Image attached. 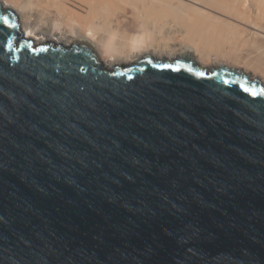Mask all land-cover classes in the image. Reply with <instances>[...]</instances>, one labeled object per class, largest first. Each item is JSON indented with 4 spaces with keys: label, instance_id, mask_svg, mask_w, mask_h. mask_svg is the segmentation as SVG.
<instances>
[{
    "label": "water",
    "instance_id": "95a60500",
    "mask_svg": "<svg viewBox=\"0 0 264 264\" xmlns=\"http://www.w3.org/2000/svg\"><path fill=\"white\" fill-rule=\"evenodd\" d=\"M262 93L36 46L0 2V264H264Z\"/></svg>",
    "mask_w": 264,
    "mask_h": 264
},
{
    "label": "bare ground",
    "instance_id": "6f19581e",
    "mask_svg": "<svg viewBox=\"0 0 264 264\" xmlns=\"http://www.w3.org/2000/svg\"><path fill=\"white\" fill-rule=\"evenodd\" d=\"M122 1L0 0L37 45H87L112 70L189 55L204 69L244 70L264 85V0H135L134 12Z\"/></svg>",
    "mask_w": 264,
    "mask_h": 264
},
{
    "label": "rangeland",
    "instance_id": "374dc122",
    "mask_svg": "<svg viewBox=\"0 0 264 264\" xmlns=\"http://www.w3.org/2000/svg\"><path fill=\"white\" fill-rule=\"evenodd\" d=\"M127 1V2H126ZM128 2H129V4H128ZM117 4H119V5H117L118 7L120 6V9L122 8H124V9H131V4H135V6L137 7V8H139L140 6H141V2H138V1H135V0H124V1H122L121 3L120 2H117ZM121 4V5H120ZM122 6V7H121ZM132 10V9H131ZM133 12H134V10H132ZM68 23V22H67ZM66 23V24H67ZM65 24V23H64ZM70 23H68L67 24V26L69 25ZM33 42H34V40H33ZM35 43V42H34ZM35 45L36 46H39V47H43V46H47V45H54V47L55 48H57V47H59L58 45H55L54 43H46V44H42V45H37L36 43H35ZM61 47H64V46H61ZM71 46H69V48H70ZM144 58V57H143ZM143 58H141V59H143ZM155 59V58H154ZM155 60H157V59H155ZM177 60V59H176ZM135 63V62H134ZM133 64V63H132ZM127 66H130V65H127ZM205 69H208V70H211L212 68H205ZM213 69H218V68H213ZM256 78V77H255ZM261 78V77H260ZM260 78H258V79H260ZM262 79V78H261ZM260 79V80H261ZM262 81V80H261ZM263 82V81H262Z\"/></svg>",
    "mask_w": 264,
    "mask_h": 264
},
{
    "label": "snow or ice",
    "instance_id": "6c2138e0",
    "mask_svg": "<svg viewBox=\"0 0 264 264\" xmlns=\"http://www.w3.org/2000/svg\"><path fill=\"white\" fill-rule=\"evenodd\" d=\"M262 94H264V93H262Z\"/></svg>",
    "mask_w": 264,
    "mask_h": 264
}]
</instances>
